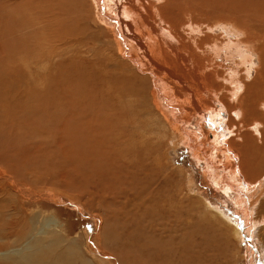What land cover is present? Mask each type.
Listing matches in <instances>:
<instances>
[{
	"label": "bare ground",
	"instance_id": "6f19581e",
	"mask_svg": "<svg viewBox=\"0 0 264 264\" xmlns=\"http://www.w3.org/2000/svg\"><path fill=\"white\" fill-rule=\"evenodd\" d=\"M137 1L140 2V0ZM160 1L162 2L163 0ZM166 1L167 4L165 7L166 9L165 11L167 15L164 16L168 18L170 23L174 24L173 28L172 29L170 28L172 32L168 33L169 30L167 29L169 27L167 29H165L164 27L163 28L159 27L158 29H156V27H153V24L155 26V23L152 22L153 20H149L147 16H149V14L152 13L151 9L153 10V12L157 14L158 8H155L156 6H152L153 5L152 2H150L152 5L147 6L148 10H146L145 8L146 12H149V14L147 15L140 12L139 6L130 4L131 6H129L125 11H127L128 15L129 13L130 14L132 13L135 17L133 18V21L130 24V28L134 30V31L132 30V36L130 39L131 43H133V48L129 49L128 47L127 52L123 53V48H125V45H127L125 40L124 41L122 40V44L124 43V47H123L122 44H120V42L117 39L116 40L114 39L116 41L118 55H116L113 48H111L110 46H105L106 47L105 50H103L102 53L99 55V62H98L99 72L95 69L97 65V63L95 62L92 63H85L84 61L78 62L80 56H78V54L76 55L77 53L76 49L78 43L81 40L77 35H73L72 32L70 31H65V32L62 31L64 26H68L69 24V18H70L69 14L66 11H63L62 14L59 10L58 13L57 11H53V8L52 9L49 8L51 9V14H49L47 18L50 21L51 20L53 21L54 19L57 20V23L53 24L56 30H55V36H51V38L49 39L51 44L48 45L46 49L43 48L44 50L43 52L46 54V56L42 59V62L41 59L37 57L36 59L37 62H34V64L31 65L30 68L25 67L24 61L26 57H28L31 54L30 52H28L27 49L31 48L32 46H27L26 48L23 46L22 43L23 39L21 38L20 35L21 24L19 22V16L17 14L14 13V16L10 17L11 21H9V24H7L8 22H5L4 16L2 15L5 8H9L17 13H20V11H18L19 10L18 7L22 6L23 4H27L31 6V10L34 11V6L32 3L36 2L37 6L35 8L36 9L35 19L37 18V20H40V22H42V15L44 13H41L42 11L38 9H44L46 4L52 5L54 8L57 9L59 7V4L61 3L64 4L65 2L63 0H8L7 2H5V4L0 2V113L4 114L5 115L4 117H6L5 122L4 121L0 122V126H1L0 127V211H4L5 208V206H3L4 202H2V200L5 201L6 198L9 201L17 200V202L14 205L8 208V210H13L12 215L13 216L15 215L13 219L10 221V223L6 225L7 227L8 226L9 227L8 228L6 227L7 229L5 228L6 229L5 233L0 231V236L2 239V242L0 243V264H99V261L91 259L88 256L90 252L99 250V247L92 244L91 242L90 245L84 246L79 239L69 240L68 238L64 237L63 233L60 231L61 223L58 219L54 217L41 216L39 214H28L27 211L24 209L25 207L19 204V201H21V199L30 201L37 197L32 193L24 190L25 188H27L29 191H31V189L27 187L29 185L24 183H16L12 178V176H14L15 178L16 177L21 178V180L24 181L26 177H22L23 176L22 174L24 171L26 172L28 166L33 169L39 170V172L34 175L37 178V180H34L33 184L55 186L58 187L61 192H63L62 189L69 190L71 187H74L73 192L77 193L78 189L80 188L79 187L80 184L76 182L77 179H74L72 177L70 178V175L72 173L79 176V174H81V172L84 171L85 169V167L82 166V163H84L86 159L90 160L89 158H87L88 155V152L86 150L87 148H85V146L81 144V142L75 139L76 136H74V134L71 136L70 143L68 141L63 140L62 137L60 138L53 137L51 140L48 139V134L59 130L61 128L60 126H48V127L46 126V128H39L35 126L33 127L21 126L26 130L29 127H31V129L25 132L28 134L25 135L23 132L20 135L17 125L12 126L11 122L16 120L14 116L16 115L17 110L21 109L23 106H26L32 110H43L46 107H54L56 102H60L61 104H64V106L66 102L68 103L70 102L72 105L84 106V100L91 98L87 92L89 90H92V92L99 91V126H98L99 132H97L98 129L97 127L95 128V126H90L87 129L89 130L91 129L93 131L97 129L93 133V136L95 138L97 137L99 140V149H98L99 152L94 157V162L96 164L97 172L99 173V191H101L102 196L98 195L94 191L88 190L86 192L87 195L89 194L90 196H97L99 197L100 200L103 199L106 202H108V204L110 202H113V204L119 207L117 210L111 212L108 210L107 204H105L106 208H103V211H105L103 214L107 213L106 214L107 227L104 229L100 237L98 235L95 238L98 242V245H99V240L102 239L110 240V245L109 248L107 247V250L111 253V257L114 258V261L113 260L112 261L115 264L118 261L117 257L122 261H124V258L122 257V253H125V251L129 254L128 255L129 257H126L125 259L127 260L128 258L130 263L133 264H136L137 261H141L142 264H153V262H155V259H158L157 256L154 254L155 252H150L149 250L154 247L153 246L154 243L152 244V238H151L152 233L156 235L157 233H160L161 230H153L154 227L147 228V226H145L144 224L143 225L145 227L143 226L140 227L142 223L139 224L140 226L137 225L139 223L137 216L142 215L147 218L152 215L154 216L159 215L160 209H158V206L157 208H155L157 203H159L157 202V197L161 198V203H159L160 204L159 207H163L162 205L164 199L171 198L174 196L173 192H169L165 195L162 194V197L159 196L161 193V189L163 188V182L166 180L168 172L167 170L166 171L163 170L164 167L162 166L161 160L157 155V152L159 151L161 144L159 141L155 140L153 135L154 127L148 126L149 122L147 116L149 117V120L151 117H153L160 124H162V122L163 123L165 122L163 121L161 116L157 112H155L153 106L156 109H158V112H160L161 115L166 120L170 119L169 121L171 122L172 126L176 127L177 122L178 123L181 122L183 125L186 124L185 120L178 118V114L180 115L183 114L184 109L187 108L186 107L187 104H190L193 109H196L198 111V117L196 116L197 119L194 118V121L198 125V122L200 123L202 120H204V118L206 119L208 115H210V112L209 114H205L208 111H213V110L219 111L222 108H225L227 111L228 109L231 108L230 106L233 104L231 102L226 103L225 101H223L224 99L220 97L221 93H225V97L228 100L235 102L240 107V109H242V111L228 110L229 113V116L227 117L228 121L227 124L224 125V126H228V128L225 129H227V131H229V134L231 135V138L228 139L229 142L227 143L226 148H224V154L230 161V163L229 161L228 163L231 164V160L234 159L235 161H237V163H239L240 166L242 161L243 162L242 169L244 170L245 173H248L250 177L261 176L262 178L264 176V146L261 145L262 148H258L257 144L259 143H257V139L255 138L253 139V137L251 136L247 135L245 138H243L244 127H242V126H253L251 133L255 136L257 135V138L259 137V139H261L262 142L264 143V113H261V111H259L258 109V107L261 105L264 108V97H263L264 96V24L262 25L259 23V21L264 18V10L260 6L259 8L256 9L258 13L260 12L259 16L262 18L260 20H255L252 17L253 15H251L249 12L246 13L245 11L246 5L243 3L242 5H240L239 3V5L237 4L238 6L237 9L240 12H237L238 10L235 12L240 15L237 18H233L232 16L233 10L229 9L227 5L223 7H218L205 3L206 5L205 6L204 4L201 3V2H205V0H195V1L188 0L189 4H187L186 6H182L181 8H178L173 3V0H166ZM76 3H78L77 5L78 7L82 5L83 7L85 6L83 0H76ZM165 3L166 2L164 0L163 4ZM98 4L102 9H104L102 10L103 11L102 14L105 15L107 18H110L112 23L116 25L115 21H113L115 20V17L113 18L112 15L111 16L109 15L110 8H108L109 10L107 11L103 5L102 0H99ZM158 5L159 4H157V6ZM108 6L110 7V5ZM93 9H94V16H96L95 19L97 20V15H96L97 11L95 8ZM161 9L163 11V8ZM162 11H161V15H162ZM165 11H163V13ZM40 13L41 15H39ZM188 13L191 15L193 14L191 17L193 19H191V23L189 25L187 26L185 25L184 27H182L183 31L187 29L188 31H192L191 34H196L198 29L195 30V28L203 25L208 27L209 32H206L201 38L190 37L189 40L191 41L192 38V41L194 42L193 43L194 47L193 45L190 46L188 44L189 46H186L187 49H184L182 52H180L179 50H181V47L183 48V46H181L179 49L177 47V44L180 42L177 39V36L180 37L179 30H177L179 27L178 23H180L179 21H181V18H183ZM157 19H159V17ZM86 20H90V16L89 14L82 11V14L78 15V21L80 22L83 29L88 28L85 27L87 24ZM97 22L95 23L97 24ZM181 24L180 26H182ZM224 25L228 27L226 28L223 27V29L221 28V30L223 31L222 35H218L214 33L215 32L213 31L214 29ZM147 26L150 27L147 29ZM232 26L234 28H232ZM112 31H114V29ZM174 31H177L176 32L177 34H175ZM120 37L121 36L119 35V38ZM143 39L146 40L143 41ZM185 39L188 41V38ZM134 48L137 49L136 52L139 51V55L144 62L149 63V65L151 64L150 67L151 69L152 67H154L155 68V69L153 68L154 71L156 70L159 71L160 73L165 70L167 74L170 73L173 81L174 79L178 81V79L184 77L183 73L185 74V71L183 72V70L181 72L180 70L174 69L175 64L173 65L174 67L173 69L172 68L170 70L168 69L170 67V65L168 67V64L175 61L173 56L175 55L178 56L177 58H179V61L181 60V62H183L184 59L188 61L189 65L192 61L194 63H199L200 66L201 64L204 65V67H200V68L198 65H196L194 68H192L190 65V68H192L191 75H189L190 79L192 80L196 79L197 82H200V73L210 68L209 70L212 71L208 73V75L206 76V80H209L210 82L213 81L215 84L221 82L223 86H219L216 84V86L213 88V91L207 90L208 95L210 97L209 99L211 100L208 102L207 101L197 102L196 94H195L196 97H194L193 95L189 96L188 93L186 94L185 92L184 94H186V96L183 95V93L182 95L187 98L184 97L185 99L184 100L182 97L183 100L182 99L179 100V97L181 96L179 95L178 97L177 94L175 93L176 91L175 92L172 91L173 88L171 89L170 86L167 85L164 78L163 79L159 78V72H158L153 77L154 87L156 92L158 93L155 94L154 93L155 90L152 88L154 92L153 94L151 93L153 96V101L151 102L147 94L141 96L136 84L138 82L137 77L132 75V73L129 74L130 72L126 73L128 67L120 60L122 56L124 55L126 56L127 54V56L130 57L129 61H131L138 68V70L144 71L143 70L145 67L144 62H141L137 59L135 60L134 58H131V56L128 55L129 50L133 49L135 51ZM197 52L199 54H197ZM255 53L259 57L258 60L260 62V65L258 70L256 69L257 74L255 79H253L254 78L253 77L252 78L253 81L248 83L247 81L250 78L249 74L251 73L252 69L256 66L257 63L254 62L255 58L253 59ZM219 57L222 58V60L224 59L225 60L228 59V61L231 60L230 67L227 69V72L223 70L224 69L223 65L219 64L220 62L217 61V58ZM45 60H47V63H45ZM118 60L122 64H119ZM165 62L168 63L165 64L167 65V67L163 65V63ZM76 64H80L82 67L85 66L88 69L89 68L91 69V72L86 75L89 77V79H86L83 76L79 75L80 70L74 69V67L77 68ZM183 64L185 63L183 62L182 65ZM73 75H77L78 79L72 78ZM92 78H97V80L93 81ZM143 78L139 81V84L142 85V87H145V80H143ZM65 80H72V85L67 87L66 84H64ZM161 89L166 90L167 92L170 93L164 96L163 92L161 93ZM199 91H206L203 87V84L202 86H200V90H198L197 93ZM73 92H74L73 96L69 95L70 93ZM75 93H77L79 97H77ZM160 98L164 101V103L162 102L160 103L159 101ZM95 99L97 98L94 97L93 99L94 104H95ZM171 99L174 100L178 99L175 100L177 104L171 103V101L169 103L168 100ZM216 99L219 101V103L222 104V106H220V104L218 105L215 103V101H217ZM63 100L65 101V103L63 102ZM181 102L185 104L186 108L182 109L178 105V103L181 104ZM201 106H205L206 107L205 110L208 111L204 112L205 110L203 111ZM5 109H7L8 111H6ZM187 111L189 112L190 110ZM176 112H178V114H176ZM187 115L190 116L191 114H187ZM230 115H232L236 119L240 118V120L243 122H246L247 119L251 117L252 120H256V122L255 124L252 122L250 125H240V124L236 125L238 123L235 122V120ZM251 118L249 120H251ZM218 119H219L218 116H215V114H213V116H210V122H209L210 126H218L219 125L218 123L221 120ZM236 126H240V127H236ZM161 128L163 129L162 126L157 127L158 130H160ZM183 130L181 131L183 135H181V137L178 138L180 139L178 141H181L180 143L187 141L186 140L187 138L184 136L185 132ZM226 136L224 134L223 137L219 138L220 136L217 137L213 135V137H216L214 142H216L217 148H219L218 145L220 144L223 145L222 142H225L223 139H225ZM36 137L37 138L42 137L44 141H47L49 143L51 142V145H53L54 147H52L51 145H40L39 142L35 143L34 140H36ZM237 138L241 140V141L238 140L237 141L240 142L241 145L243 146V152L238 153L235 156V152H237V145L234 141ZM90 140L86 142V145L93 146L94 144H98V142H96L95 139L91 141ZM75 141L78 142L75 144H71L72 142ZM187 143L190 149L197 147L196 150L194 149L195 150L194 155H196L197 158H199L200 160L205 158V153H204L205 145L203 143L199 141L194 142L193 140ZM22 146L25 148H22ZM205 160L207 159L205 158ZM55 161H58L59 163L65 165V168L62 169L61 172L58 173L53 172V169L55 168L53 162ZM208 162L214 163L211 159H208L207 163ZM98 167H99V171H98ZM222 168L226 169L227 166L223 165ZM172 173L174 177L177 176V172L173 171L171 172V175ZM259 173L262 175H259ZM238 174L235 173L234 175L235 177L233 178L234 179L237 178ZM68 177L69 179H66ZM221 179L225 180L224 181L226 183L225 187H228V190H233L235 188L234 185L230 184L231 182L229 180L226 181V178H224V176H222ZM7 180L13 183L17 196L10 194V192L8 191L5 185V182ZM124 184L126 185L125 188L123 189L121 187ZM215 185L217 186L219 185V183H216ZM10 186H12V184H10ZM241 186H243V184H241ZM263 191H264V179L262 181L260 180V182L257 183L256 186L253 188V191L251 192H253L254 194L252 193V196L254 195L258 196L259 194L261 195ZM223 192L227 193L226 190H224ZM43 195L45 197L52 198V195L49 194H43ZM25 196H27L28 198ZM76 198L77 197L73 196V199ZM256 199L257 197L254 199L253 202L251 201L252 202L251 204L254 205ZM197 201L199 203L200 200ZM194 207L195 206H193V208ZM152 208L154 209V211L153 213L150 214ZM179 214L177 212L174 214L176 220L179 218ZM249 214H251V212ZM194 217L192 216V218ZM158 218H160L159 220H161L160 216ZM187 218H189V216ZM249 218L247 220H249ZM136 219L138 220V223L136 222ZM164 219L165 218H163L162 220ZM168 219L169 218H167V220ZM179 219L181 220V218ZM143 221L145 222L144 219ZM242 223L243 224L240 228L238 226L234 227L235 225L233 227L228 225L227 226L233 230L232 231L230 229L234 233L235 238H240L244 236L246 237L247 241L249 240L250 242L249 245H251V249H252L251 250V254H252L251 258L253 261L252 264L254 263L264 264V258H263L264 256L259 254L261 248L259 249L258 247L254 246L252 242L253 238L249 239V236H247V233H249L246 229L247 224L244 221H242ZM188 225H190V223ZM19 226L26 228V232L24 231L25 233L23 235L19 234L20 236L16 237L18 234L17 228ZM167 227L166 228L162 227V228L164 230L167 229ZM202 228L204 227L202 226ZM169 229H171V227ZM193 229L194 228H192V231ZM211 230L212 229L208 228L206 230H202V233L199 231L200 232L199 237L201 239L202 244L210 243L211 241L210 238L213 237V233H212L213 230L212 231ZM257 230L258 229H256V231ZM166 231H168V229ZM260 231L262 230L260 229ZM184 232H182V234ZM258 232L259 231L255 233L254 231L253 233H255V235L257 234L258 237L259 236L264 237V234L262 232L260 233ZM193 234L191 235L192 237ZM184 235L185 234L182 235V238ZM191 236L189 237L190 239ZM7 237H11L14 240L12 239L4 240ZM127 238H129V240L131 241H134V245L139 251L137 255H134L133 253L130 254L127 250H125L126 249L125 246L120 245L121 240ZM4 241H7V243H5ZM139 241H145V243L140 244ZM193 241L195 242V240ZM193 241L191 242L190 240L192 245L199 246V243L197 244V242L194 243ZM218 241L219 240H217V242ZM8 242H10V244ZM159 242L161 245L164 243L162 238L159 239ZM170 243H173V241H171ZM171 245L172 244H170V246ZM219 245L217 247H220ZM165 246L166 245H164V247ZM84 247H86V250ZM186 248L188 247L186 246ZM155 249L154 250L151 249V250L155 251ZM160 250H162V248ZM169 250H171V247L169 248ZM180 250L181 249H179V251ZM172 251L174 252V250ZM172 251H170V253H173ZM104 252L106 253V251ZM161 252H163V250ZM216 254L218 253H214L213 255L217 256ZM257 257L259 258V260H257ZM217 259H219V257ZM215 260L216 259L213 257L212 258L213 264H215ZM109 264H111V262Z\"/></svg>",
	"mask_w": 264,
	"mask_h": 264
},
{
	"label": "rangeland",
	"instance_id": "374dc122",
	"mask_svg": "<svg viewBox=\"0 0 264 264\" xmlns=\"http://www.w3.org/2000/svg\"><path fill=\"white\" fill-rule=\"evenodd\" d=\"M7 1L8 0H1L0 2L5 4V2H7ZM63 1L65 3L59 4V7L57 9L54 8L52 5H48V4L45 5L44 9H38V10L42 11L41 13H44L42 15V22H40V20H37V18L35 19V15H36V9L35 8L37 6L36 2L32 3L34 6V11L31 10V6H29L27 4H23L22 6L18 7V9H19L18 11H20V13H17V12H15L9 8H5L4 12L2 13V15L4 16L5 22H8L7 24H9V21H11L10 17H13L14 13L19 16V22L21 24L20 35H21V38L23 39L22 40L23 46L25 48L27 46H32L31 48L27 49L28 52H30L31 54L28 56V53H27L28 57H26V59L24 61L25 67L30 68L31 65L34 64V62H37L36 61L37 57L40 58L41 62H42V59L46 56V54L43 52L44 51L43 48L46 49L48 47V45L51 44L49 39L51 38V36H55V30H56L55 27L53 26V24L57 23V20L54 19L53 21L52 20L50 21L47 18V16L49 14H51L52 8H53V11H57L58 13L60 11L63 14V11H66L69 14V17H70L69 18V24H68V26H64L62 31H64V32L70 31V32H72L73 35H77L79 37V39L81 40L78 43L77 49H76V51H77L76 55L78 54V56H80V58L78 59V62L79 61H84L85 63L95 62V63H97V65H96L97 68L95 67V69L98 72H99V63H98L99 62V55L102 53L103 50H105V48H106L105 46H110L111 48H113L116 55H118L117 45H116V41H115L116 39L120 42V44H122V40L123 41L125 40L127 45H125V48H123V53L127 52L128 47H129V49L133 48V43H131V41H130L133 29L130 28V24L132 23L133 18H135V17L132 13L131 14L129 13V15H128L127 11H125L132 4H134L135 6H139L140 12L144 13L145 15L149 14V12H146V10H148V7H147L148 5L153 4L152 6H156L155 8H158L157 14L155 12H153V10L151 9L153 15H152V13H150L149 16H147L149 20H153L152 22L155 23V26L153 24V27H156V29H158L159 27H162V28L164 27L165 29H167L169 27L167 30H169L168 33H170V32H172L170 30V28L172 29L173 25H174V24L169 22V20L166 16H164V15H167V13L165 11L166 10L165 7L167 4L166 0H165V2H166L165 4H163L164 0L162 2L160 0H140V2H138L137 0H102L103 5L106 8V10L108 11L109 10L108 8H110L109 15L110 16L112 15L113 18L115 17V20H113V21H115L116 25L112 23L110 18H107L105 15L102 14L103 13L102 10H104V9H102L99 6V4H98L99 0H83L85 3L84 7H83V5L78 7L77 6L78 3H76V0H63ZM176 1H177V3H176ZM193 1H195V0H193ZM150 2H152V4ZM173 3L178 8H181L182 6H186L187 4H189V1L188 0H173ZM201 3L204 5L206 3V4H210L212 6L214 5V6H218V7H223V6L227 5L229 7V9L233 10L232 11L233 18H237L240 15V14L235 12L238 10L237 4L239 5V3H240V5H242V3L246 5V9H245L246 13L249 12L251 15H253L252 17L255 20H260L262 18L259 16L260 12L258 13V11L256 9L259 8V6H260L264 10V0H238V1L237 0H205V2H201ZM157 4H159V5L157 6ZM108 5H110V7ZM55 6H57V5H55ZM49 8H51V9H49ZM93 8H95L97 11V12L95 11L96 15H97V20L95 19L96 16H94V9ZM145 8H146V10H145ZM161 8H163V11H165L164 13H163ZM92 9H93V11H92ZM82 11L89 14V16H90V20H86L87 24L85 26V27H88L89 29L88 28L83 29L80 22L78 21V15L82 14ZM161 11H162V15H161ZM78 12H79V14H78ZM237 12H240V11L238 10ZM41 13L39 15H41ZM192 15L188 13L183 18H181V21L183 23L181 21H179L180 22V23H178L179 25L177 24L179 26L177 30H179V33H180V37L177 36V39L180 42L178 44L177 43L176 44H177L178 49L181 46H183V48L181 47V50H179L180 52H182L184 49H187L186 46H189V45L192 46L193 45V47H194V44H193L194 42L192 41V38H201L206 32H209L208 27L203 26V25L195 28V30L198 29L196 34H191L192 31H188L187 29L184 30L185 31L184 32L182 30V27H184L185 25L187 26L191 23V19H193V18H191ZM187 16H188V18H187ZM158 17H159V19H157ZM162 18L165 19L166 21L163 20ZM48 22H51V23H48ZM95 22H97V24ZM259 23L263 25L264 24V18L261 19L259 21ZM49 24H51V25H49ZM180 24L182 26H180ZM227 25H229V24H227ZM149 27L150 26H147V29ZM223 27L226 28L228 26L224 25V26H220L219 28L214 29L213 30V31H215L214 33L218 34V35H222L223 31L221 30V28L223 29ZM232 28H234V27L232 26ZM113 29H114V31H112ZM180 31L184 32L185 34L180 32ZM174 32H175V34H177L176 33L177 31H174ZM158 33H159V31H158ZM119 35L121 36L120 38H119ZM190 37H192L191 41L189 40ZM185 38H188V41ZM244 38H245V36H244ZM144 40H146V39H143V41ZM180 43H181V45H180ZM122 46L124 47V43L122 44ZM134 49H135V51L133 49L129 50L128 55L131 56V58H134L135 60L137 59L141 62H144L139 55V51L136 52L137 49L136 48H134ZM197 54H199V53L197 52ZM173 56H174V60L176 62L174 61V62L169 63V64L167 62H165V63H163V65L168 64V67L170 65V67L168 68L170 70L171 68L172 69L174 68L173 65L175 64L174 69L180 70L181 72H182V70H183V72L185 71V74L183 73V75L186 79L184 77H182V78L178 79V81L175 79L173 81L170 73L167 74L165 70L161 73L159 71H156V70L154 71L155 68L152 67V69H151L150 68L151 64L149 65V63H146V62H144V66H145L143 69L144 71H140L131 61H129L130 57H128L127 54H126V56L125 55L122 56V58L120 60L122 63H124L129 68V69L127 68L126 73L130 72L129 74L132 73V75L137 77L138 82L136 84H137V87H138V90H139L141 96L144 94H147L149 96L151 102L153 101L152 94L155 90L153 77L158 72H159V78L160 79L164 78L167 85L170 86L171 89L173 88L172 91H174V92L176 91L175 93L177 94L178 97H179V95L181 96V97H179V100H181L182 97L184 99V97L188 93L189 96H191V95H193L194 97L197 96L196 97L197 102L211 101L209 99L210 97L208 95L207 90L213 91V88L216 86V84L219 86H223L221 82L215 84L213 81L210 82L209 80H206V76L212 70H209L210 69L209 68V69H206L205 71L201 72L200 73V82H197L196 79L195 80L190 79L189 75H191L192 68H194L196 65H198L199 68L204 67V65L201 64V66H200L199 63H194L192 61L190 63L192 68H190L189 62L184 59L183 62L185 64H183L184 65L183 66L182 65L183 62H181V60L179 61V58H177L178 56H175V55H173ZM256 58H257V60H256ZM253 59H254V62L255 63L257 62V63H256V66L252 69L251 73L249 74L250 78L247 81L248 83L252 82L253 79H255L256 74H257V70H258L259 65H260V62L258 60L259 57H258V55H256V53L254 54ZM217 61L220 62L219 64L223 65V67H224L223 70L225 72H227V69L230 67L231 60H229V61H228V59L222 60V58L219 57V58H217ZM118 62H119V64H122L119 60H118ZM45 63H47V60H45ZM179 65H181V66H179ZM76 66H77V68L74 67V69L80 70L79 75L83 76L86 79H89V77L86 75L91 72V69L90 68L88 69L85 66L82 67L80 64H76ZM165 66L167 67V65H165ZM91 68H93V67H91ZM145 68H148V69H145ZM147 75L150 79L147 77ZM143 77H145V78H143ZM72 78L78 79L77 75H73ZM142 78H143V80H145V87H142V85L139 84V81ZM92 79H93V81L97 80V78H92ZM160 79H159V82H160ZM184 81L186 82V84ZM146 82H147V84H146ZM216 82H217V80H216ZM64 84H66V86L69 87L72 85V80H65ZM202 84H203V87L206 91H199L201 94L199 92L197 93V91L200 90V86H202ZM185 85H186V88H185ZM162 92H163L164 96L167 95L168 93H170V92H167L166 90L161 89V93ZM184 92L186 94H184ZM202 92L203 93L207 92V93L203 94ZM222 92H224V91H222ZM77 93H75V95L77 97H79V95H77ZM87 93L90 95L91 98L84 100V106L72 105L70 102L69 103L66 102L65 106H64V104H61L60 102H56L54 107H46L43 110H32L26 106H23L21 109L17 110L16 115L14 116V118H16V120H14L15 122L14 121L11 122L12 126L17 125V128L19 130L20 135L23 132L25 135L28 134L25 132H27V130L31 129V127H29L26 130V129L22 128L21 126H32V127L35 126V127H39V128H46V126L47 127L48 126H60L61 128L59 130L48 134L49 140H51L53 137H57V138L62 137L63 140L68 141L70 143L71 136L73 134H74V136H76L75 139L78 140L79 142H81V144H83L85 146V148H87L86 149L88 152L87 158L90 159V160L86 159V161H84V163H82V166H84L85 169H84V171L81 172V174H79V176L72 174V173L70 175V178L72 177L74 179H77L76 182L80 184L79 187L81 189L80 188L78 189L79 193L77 190H75V191H77L78 195H77V193L73 192L74 187H71L69 189L70 191L62 189L63 192H61L60 189L58 187H55V186L43 185V184H33L34 180H37V178L34 175L37 174L39 172V170L33 169L29 166L27 167L26 172L24 171L22 174L23 175L22 177H26V179L24 181H22L21 178L16 177L18 179L17 180L14 176H12V178H13L14 182H16V183H24V184L29 185L27 187L30 188L31 191H29L27 188H25L24 190L32 193L35 196H37L35 199L30 200V201L23 200V199H21V201H19V204H21L25 207L24 209L27 211L28 214H39L41 216L54 217V218L58 219L61 223L60 231L63 233L64 237L68 238L69 240L79 239L83 243L84 246L85 245L88 246L92 243V244L96 245L97 247H99V250H97V251L95 250V251L90 252L89 253L90 255L88 254L89 258L94 259L96 261H99V264H109L110 262H111V264H115L113 262L114 258L111 257V253L107 250V247L109 248V245H110V240H108V239L99 240V245H98V242L95 238L98 235L100 237L102 235L104 229L107 227V222H106L107 221L106 220V214L107 213L103 214L105 212V211H103V208H106L105 204H107V208L111 212H113L114 210H117L119 207H117L115 204H113V202H110L108 204V202H106L103 199L100 200L99 197H97V196H90L89 194L87 195V192H86V191L90 190V191L96 192L98 195H101V191H99V173L97 172L96 164L94 162V157L99 152V150H98L99 149V140L97 137L95 138L93 136V133L97 129H98L97 132H99V128H98V126H99V91L98 92H92V90H89ZM154 93L157 94L158 92H156V90H155ZM182 93L185 96H183ZM191 93H193V94H191ZM195 94H196V96H195ZM69 95L73 96L74 92L70 93ZM198 95H200V96H198ZM94 97L97 98V99H95V104L93 102ZM220 97L223 98L224 99L223 101H225L226 103L231 102L233 104L230 106L231 108L229 107L230 109H228V110L242 111V109H240V107L235 102H232L231 100H228L225 97V93H221ZM185 98H187V97H185ZM199 99H201V100H199ZM64 100H63V102L65 103ZM175 100H178V99H175ZM175 100L171 99V100H168V102L170 103V101H171V103L177 104ZM159 101H160V103L161 102L164 103V101L161 98ZM172 101H175V102H172ZM215 103L218 105L220 104V106H222V104L219 103L218 100L215 101ZM182 104H183L182 102H181V104L178 103V105L182 109H184L186 107L187 108L184 109L183 114L180 115V114H178V112H176V114H178L179 119L186 121L185 125H183L181 122H179V123L177 122L176 127L172 126L171 122L169 121L170 119L166 120L161 115V113L158 112V109H156L154 106H153V109L155 110V112H157L161 116V118L163 119V121L165 123L162 122V124H160L153 117L150 118V120H151L150 121L149 117L147 116L148 122H149L148 126L154 127V131H153L154 138H155V140L159 141L161 144V147H160L159 151L157 152V155L159 156L161 163H162V166L164 167L163 170L164 171L167 170V172H168L167 178L163 182V188L161 189V193L159 196L162 197V194L165 195L169 192H173L174 196L171 198H165L163 205H162L163 207H159V205H160L159 203H161V198L157 197V202H159V203H157L155 208H157V206H158V209H160L159 215H155V216L152 215V216L147 217V218L140 215L141 217L137 216L139 223H138L137 219H136V222L138 224L136 222L135 223L137 225L142 223L141 226L139 225L140 227L147 226V228L154 227L153 230H161L160 233H157L156 235L154 233H152V235H151L152 244L154 243L153 244L154 247L152 246L153 248H151V249L152 250H154L155 248L159 249V250L155 249V251H152L151 249L149 250L150 252H155L154 254L158 258V259H155V262H153V264H156V263L157 264H180V263L181 264H213V261H212L213 257L216 259L215 264H219V263L220 264H222V263L223 264H252L253 263L252 258H251V255H252L251 250L252 249H251V245H249L250 244L249 240L247 241L246 237H244V236H242L240 238H235L234 233L232 232L233 230L228 226L233 227L235 225L234 227L238 226L240 228L243 224L242 221H244L247 224L246 229L249 232V233H247V236H249V239L253 238L252 242H253L254 246L258 247L259 249L261 248L259 254L264 256V252H263L264 251V237H260V236L258 237L257 234L255 235V233L257 231H259L258 233L262 232L264 234V230H263L264 229V191L261 193V195L259 194L258 196L257 195L252 196L253 192H251V191H253V188L256 186V184L259 183L260 180L262 181L264 179L263 178L264 176L262 178H261V176L260 177H256V176L250 177L249 174L245 173L244 170L242 169V163H243L242 161H241V165H240L241 168L239 166V163H237V161H235L234 159L231 160V164H229L230 161L224 154V148H226L227 143L229 142L228 139L231 138L229 131H227V129H225V128H228V126H224L227 124V121H228V118H227L229 116L228 110L226 111L225 108H222L219 111H217V110L208 111V110H205L206 109L205 106H201L203 111L205 110L204 112L208 111L205 114H209V112H210V115H208V117L206 119L204 118V120H202L200 123L198 122V125H197L196 122L194 121V118L197 119L196 116L198 117V111L196 109H193L190 104H187L186 107H185V104H183V105ZM199 105H200V103H199ZM258 109H259V111H261V113H264V108L262 107V105L259 106ZM5 110L8 111L7 109H5ZM187 110H190L191 112L190 111L188 112ZM187 114H191V115L188 116ZM213 114H215V116H218V118L221 119L218 123L219 124L218 126H210V123H209L210 122V116H213ZM1 115H0V117H1L0 122H3V121L5 122L6 121V117H4L5 115L4 114H1ZM192 115H194V116H192ZM230 116L235 120V122L238 123L236 125H239V124L240 125H250L252 122L254 124L256 122V120H252L251 117L250 118L252 121L249 120L250 118H248L246 122H243L240 120V118L236 119L232 115H230ZM51 118H52V120H51ZM169 124L171 127L169 126ZM181 125H183V126H181ZM90 126H95V128L97 127V129L94 131L91 129L90 130L87 129ZM156 126L157 127L162 126L163 129L161 128L160 130H158ZM172 127H174V128H172ZM236 127H240V126H236ZM242 127H244L243 138H245L247 135L251 136V137H253V139L254 138L257 139V143H259V144H257L258 148H262V146H264V143L262 142V140L259 139V137L257 138V135L255 136L251 133L253 126H242ZM176 128H177V130H176ZM179 128H181V129H179ZM216 129H218V130H216ZM182 130L185 132L184 136L187 138L186 139L187 141L180 143L181 141H178V140H180L178 138L181 137V135H183L181 132ZM235 130H236V128H235ZM162 132H163V134H162ZM226 132H228V133H226ZM224 134H225V136L227 134V136L225 138L227 140L223 139L225 142H222L223 145L220 144V145H218L219 148H217L216 142H214L216 137H213V135L217 136V137L220 136L219 138H221V137H223ZM90 139L91 140L95 139L96 142H98V144H94L93 146L86 145V142L89 141ZM36 140H34V142L35 143L39 142L40 145H51V142L49 143L47 141H44V139L42 137H39V138L36 137ZM189 140L190 141L193 140L194 142L199 141L205 145L204 153H205V158L207 160H205V158L200 160L199 158H197L196 155H194L197 147L190 149V147L187 145L188 144L187 142H190ZM237 140L241 141L238 138L234 141L237 145V152H235V156L238 153L243 152V146ZM78 141L72 142L71 144H75ZM177 144H179V145H177ZM51 146L54 147L53 145H51ZM22 148H25V147L22 146ZM216 149H218V150H216ZM197 159L200 161H198ZM208 159H211L214 163H209V162L207 163ZM228 161H229V163H228ZM53 163L55 166V168L53 169V172H55V173L61 172L62 169L65 168V165L62 163H59L58 161H55ZM23 164H25V163H23ZM223 165H226L227 168H229V169L222 168ZM215 167H218V168H215ZM168 168H169V170H168ZM98 171H99V167H98ZM173 171L177 172L176 177H174L173 173L171 175V172H173ZM235 173H237V174L239 173L238 176H239L240 180L238 179V176L235 179L233 178V177H235L234 176ZM259 175H262V174L259 173ZM222 176H224V178H226V181L229 180L231 182L230 184L235 186V188L233 190H228V187H225L226 183L224 182L225 181L224 179H221ZM48 179H50V178H48ZM66 179H69V177ZM218 181H220L222 183H220ZM179 183H180V185H179ZM216 183H219V185L216 186L215 185ZM10 184H12V186H10ZM68 184H69V182H68ZM241 184H243V186H241ZM5 185L8 189V191L10 192V194L17 196L16 192H15L14 185L12 182L7 180L5 182ZM125 185L126 184L122 185L121 188L124 189ZM191 187H192V189H191ZM80 190H81V193H80ZM224 190H226L227 193L223 192ZM42 193L52 195V198H54V199L45 197ZM42 195H43V197H42ZM182 195L185 197H183ZM73 196L77 197V198L73 199ZM25 197H27V196H25ZM256 197H257V199L254 202V205L251 204ZM197 200H200L203 203V205L200 201L198 203ZM2 202H4L3 206H5V208H4V211H0V225H1L0 231L5 233V230L9 227V226L7 227L6 225L9 224L10 221L15 216V215L14 216L12 215L13 210H8V208L11 207L12 205H14L17 202V200H10L9 201L6 198V200L5 201L2 200ZM97 202H98V204H97ZM193 206H195V207L193 208ZM186 209H188V210H186ZM153 211H154V209L152 208L150 214L153 213ZM176 212L178 214L180 212L179 218H181L182 221L184 220L183 222L179 218L176 220V217L174 216V214ZM184 212H185V214H184ZM250 212H251V214H249ZM254 212L255 213L257 212V213L255 214ZM3 214H5V215H3ZM209 214H211V215H209ZM218 214H219V217H218ZM94 216L95 217L97 216V217L95 218ZM159 216L161 217V220H159L160 219V218H158ZM188 216H189V218H187ZM192 216L193 217L195 216V217L192 218ZM156 217H157V220H156ZM163 218H165V219L162 220ZM167 218H169V219L167 220ZM219 218H221V219H219ZM248 218H249V220H247ZM143 219L145 220V222L143 221ZM188 219L189 220L191 219L190 220L191 222ZM242 219H244V220H242ZM170 221H171V223H170ZM207 221H208V223H207ZM189 223H190V225H188ZM193 225L194 226L196 225V226L194 227ZM202 226L204 228H202ZM205 226H207V227H205ZM162 227L163 228L167 227L168 231H166L167 229H164L165 230L164 231ZM170 227H171V229H169ZM253 227L258 229V230L256 231V229H254ZM192 228H194L193 231H192ZM208 228L213 230V231L211 230L213 233V237L210 238V240H211L210 243L202 244L201 239L199 237V233L200 232L202 233V230H206ZM259 228L262 231H260ZM174 229H176V230H174ZM177 229H178V231L179 230L180 231L178 232ZM197 229H199V230H197ZM17 230H18V234L16 237L20 236L21 234L23 235L26 232V228H23L22 226H19L17 228ZM183 230L186 231L187 233L184 232ZM254 231H255V233H253ZM182 232H184L183 234H185L183 236V238H182V235H183ZM169 233L172 236H170ZM193 233H195V234H193ZM192 234H193V237L191 236ZM178 235H180V236H178ZM190 236H191V239L189 238ZM16 237H14V238H16ZM160 238H162L164 241V243L162 245L159 242ZM8 239L14 240L11 237H7L4 240H8ZM213 239L215 242L213 241ZM190 240H191V242L193 240H195V242H197V244L199 243V246L198 245L197 246L192 245ZM217 240H219L218 242L220 243V245L217 242ZM171 241H173V243L175 245L173 243H170ZM1 242H2V239L0 236V243ZM4 242L7 243V241H4ZM139 242H140V244L145 243V241H139ZM216 242L221 248L217 247L218 245L216 244ZM8 243L10 244V242H8ZM170 244H172V245L170 246ZM182 244H184V245H182ZM120 245L125 246L126 247L125 250H127L130 254L133 253L134 255H137L139 252L138 249L136 248V246L134 245V241L129 240V238L121 240ZM156 245H158V246H156ZM164 245H166L167 247L166 246L164 247ZM186 246L188 248H186ZM158 247H160V248H158ZM163 247H164V249H163ZM170 247H171V250H169ZM191 247L194 249H192ZM84 248L86 250V247H84ZM161 248H162L163 252H161L162 251V250H160ZM179 249H181V250L179 251ZM172 250H174V252ZM211 250H213V251H211ZM214 250H215V252H214ZM104 251H106V253ZM170 251H172L173 253H170ZM198 251H200V252H198ZM196 252H197V254H196ZM201 252H202V255H201ZM212 252L218 253V254H216L217 256L213 255L214 253H212ZM128 255L129 254L126 251H125V253H122V257L124 258V261H122L121 259H119L117 257L118 261L116 262V264H133V263H130L128 258H127V260L125 259L126 257H129ZM160 255H161V257H160ZM219 255H221L222 257ZM218 257H219V259H217ZM220 258L223 260H221ZM257 260H259L258 257H257ZM225 261L228 263H226ZM136 264H142V263H141V261H137Z\"/></svg>",
	"mask_w": 264,
	"mask_h": 264
}]
</instances>
